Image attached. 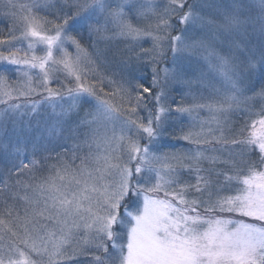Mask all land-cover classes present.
I'll use <instances>...</instances> for the list:
<instances>
[{"label":"snow or ice","instance_id":"1","mask_svg":"<svg viewBox=\"0 0 264 264\" xmlns=\"http://www.w3.org/2000/svg\"><path fill=\"white\" fill-rule=\"evenodd\" d=\"M0 264H264V0H0Z\"/></svg>","mask_w":264,"mask_h":264},{"label":"rangeland","instance_id":"2","mask_svg":"<svg viewBox=\"0 0 264 264\" xmlns=\"http://www.w3.org/2000/svg\"><path fill=\"white\" fill-rule=\"evenodd\" d=\"M61 79H63L62 76H61ZM55 86H56V84H55V82H53V87H55ZM34 99H40V97H34ZM165 143L179 146V145L183 144L184 142L183 141H174V140L166 139Z\"/></svg>","mask_w":264,"mask_h":264}]
</instances>
